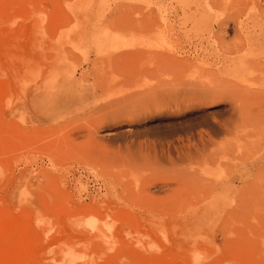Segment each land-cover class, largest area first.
<instances>
[{
    "label": "rangeland",
    "instance_id": "rangeland-1",
    "mask_svg": "<svg viewBox=\"0 0 264 264\" xmlns=\"http://www.w3.org/2000/svg\"><path fill=\"white\" fill-rule=\"evenodd\" d=\"M0 264H264V0H0Z\"/></svg>",
    "mask_w": 264,
    "mask_h": 264
},
{
    "label": "bare ground",
    "instance_id": "bare-ground-1",
    "mask_svg": "<svg viewBox=\"0 0 264 264\" xmlns=\"http://www.w3.org/2000/svg\"><path fill=\"white\" fill-rule=\"evenodd\" d=\"M220 130H221L220 128L217 129V132L220 131ZM231 150H232V148H231ZM219 151H220V150H219ZM224 151H225V150H224ZM229 151H230V150H229ZM217 152H218V151H217ZM223 153H224V152H223ZM216 154H217V153H216ZM228 154H229V153H226V155H228ZM213 155H214V154H213ZM224 155H225V154H224ZM226 155H225V157H226ZM214 156H215V155H214ZM221 156H222V157H220V156H219V157H215V158L213 157L214 159L211 158L210 160H212V161L214 160V162L211 161V164H212V165L215 164L216 166L222 167L220 160H221L224 156H223V155H221ZM210 157H211V156H210ZM234 158H235V157H234ZM210 160H208L207 162H209ZM236 160H237V159H236ZM207 162H206V163L204 162V165H207ZM202 163H203V162H202ZM227 167H228V166H227ZM219 170H220V169H219ZM220 171H221V170H220ZM193 172H194V171H193ZM187 173L189 174V172H187ZM194 173H195V172H194ZM183 175L186 176V174H184V173H183ZM196 175H197V174L195 173V177H191V178L195 179V180H194L195 183H196V180L199 181V180H198L199 177H197V179H196ZM181 176H182V175H181ZM192 176H194V174H193ZM199 176H200V175H199ZM232 176H233V177H232V182H233L234 180H237V179H238V176H236V175H232ZM180 178H181V177H180ZM186 178H187V177H186ZM189 178H190V177H189ZM189 178H188V179H189ZM191 178H190V179H191ZM188 179H187V180H188ZM193 179H191V181H192ZM199 179H200V178H199ZM189 181H190V180H189ZM194 181H192L191 183H193ZM200 181H201V180H200ZM200 181L197 182V183L199 184ZM202 181H203V180H202ZM153 182H154V181H153ZM206 182H208V181H206ZM235 182H236V181H235ZM148 183H149V182H148ZM230 183H231V182H230ZM204 184H205V183H204ZM214 184H215V183H214ZM213 186H214V185H213ZM205 188H206V187H205ZM202 189H203V188H202ZM211 190H212V189H211ZM207 192H208V191H207ZM232 209H233V208H232ZM206 212H207V211H206ZM131 252H132V251H131Z\"/></svg>",
    "mask_w": 264,
    "mask_h": 264
}]
</instances>
